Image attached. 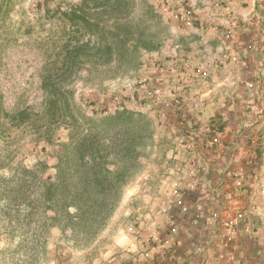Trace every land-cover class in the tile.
Segmentation results:
<instances>
[{
  "label": "rangeland",
  "instance_id": "obj_1",
  "mask_svg": "<svg viewBox=\"0 0 264 264\" xmlns=\"http://www.w3.org/2000/svg\"><path fill=\"white\" fill-rule=\"evenodd\" d=\"M82 1L0 0V264H104L114 256L109 244L122 230L128 234L143 196L159 183L145 174L155 144L150 70L170 59L161 50L179 33L162 11L167 0H124L120 11L92 17L102 32L91 25L84 32L71 15ZM80 31L83 41L112 43L111 62L88 65L62 82L64 44L73 46ZM148 42L153 50L144 49ZM48 72L69 96V109L58 103L64 124L46 115L42 83ZM21 110L28 119L15 125L9 116ZM84 136L90 139L83 145ZM83 158H90V169L81 166ZM101 161L104 170L95 167ZM57 175L67 188L47 201L42 183ZM96 176L103 186L92 181ZM82 191L86 199L76 196ZM64 203L75 205L62 214Z\"/></svg>",
  "mask_w": 264,
  "mask_h": 264
},
{
  "label": "crops",
  "instance_id": "obj_2",
  "mask_svg": "<svg viewBox=\"0 0 264 264\" xmlns=\"http://www.w3.org/2000/svg\"><path fill=\"white\" fill-rule=\"evenodd\" d=\"M166 2L195 13L192 27L168 13L179 33L161 50L170 59L150 70L145 179L159 183L133 216L138 240L122 230L107 251L120 264H264V0ZM236 212L244 219L223 246L221 223Z\"/></svg>",
  "mask_w": 264,
  "mask_h": 264
},
{
  "label": "trees",
  "instance_id": "obj_3",
  "mask_svg": "<svg viewBox=\"0 0 264 264\" xmlns=\"http://www.w3.org/2000/svg\"><path fill=\"white\" fill-rule=\"evenodd\" d=\"M123 1L124 0H104V1L103 0H83L82 3L76 7L77 12H73L71 15L74 18H77L84 23L83 25L84 32L90 29V25L93 26L95 30H99L102 32V29L97 27L98 23L93 22L92 17H94L95 19H98L97 17H99L100 14L108 13L110 15L114 13L115 11L116 12L120 11V8L122 6L121 2ZM113 30L115 32L109 31V34L111 35V38L115 40V38H119L120 36H119V33L116 32L118 31L117 29L113 28ZM80 32H81V39L80 37L76 38L75 44L73 46L70 47L68 43L64 44L65 54L61 58V64L58 69L59 75L62 78V82H64L65 80L63 77H65L67 74H68L67 79H69L72 76V73L76 74L80 69L88 65L107 66L108 63L111 62V59H112L111 52L113 50L112 43L109 44L107 42L108 40H105L104 42H98V41L94 42L91 39L83 41L82 38L84 36V33H82V31ZM144 49L147 51H150V50H153L154 47L151 44V42H148L144 46ZM42 88L45 91V94L47 97V100L45 101V105H46L45 109H47L46 115L48 116L49 120H52L58 117L60 119V121L58 122H60V124H64V119L66 118L63 115V113L58 111L59 110L58 103L59 102L64 103V105H66V108L69 109L68 104H67L68 102L67 100L69 96H67V94L64 96V93L62 92L64 88H57L53 84L52 74H50V72H48V74L45 75V77L43 78ZM171 101L174 103V100H172V98H171ZM9 119L15 125H22L26 123L27 121L26 119H28V116L25 110H21V111H17L16 113L10 114ZM87 138H88L87 136L82 137L81 140H79V143H82L84 145ZM82 161L83 162L81 166H85V168L88 167L87 169H90V166H89L90 158H88L87 162H84V158ZM102 164L103 162L101 161V163H97V166L95 167L96 168L98 167L104 170ZM59 173H60V170L58 174ZM96 173H97V170H96ZM89 179L91 180L92 178L89 177ZM96 179L97 180H92V181L96 183L97 187H99L100 185L102 186L104 185L103 184L104 180H99L97 176H96ZM62 180H63L62 177L60 175H57V180H54L51 182L44 181L42 183V185L45 187V190L43 191V193L45 194L43 196L45 200L48 201L52 199L53 197H55L56 193L60 190V188H62V186L67 188L66 186H64ZM84 193L85 192L82 191L80 193H77L76 196L79 195L80 197L82 196L84 199H86V197H84ZM68 194L69 193H64L65 197H68ZM73 197H75V195ZM72 205H75V204L64 203L60 207L62 208L61 213L62 214L68 213L67 210L69 209V207H72Z\"/></svg>",
  "mask_w": 264,
  "mask_h": 264
},
{
  "label": "built area",
  "instance_id": "obj_4",
  "mask_svg": "<svg viewBox=\"0 0 264 264\" xmlns=\"http://www.w3.org/2000/svg\"><path fill=\"white\" fill-rule=\"evenodd\" d=\"M163 7L164 8H162V11L163 12H168V13L170 12L171 16L175 20H177L178 22H180V23H182V24H184V25H186L188 27L192 26V23L194 21V13L195 12H194V9L190 5L183 4V5H180V8H176V9H173V10H169L167 5H165ZM227 35L230 36L231 32L228 31ZM244 183H245V180H242L239 177L237 180H235L234 185H235V187L237 189H241L244 186ZM243 219H244L243 218V213L242 212H236L233 216H231V217L225 219L224 221H222L221 225H222L223 233H224L223 242H222L223 246H227L233 241L235 232L238 229V227L241 224V222L243 221ZM127 232H128L129 235H132L133 238H135V239L138 238V232H137V230H135V226L133 224L128 226ZM169 240H165L162 243L161 247L162 246H165V247L168 246L169 245ZM115 254L116 253H112L111 255H115ZM139 256L141 258H145V257H147V252L142 251V252L139 253ZM118 259L119 258H116L115 256H112V257L110 256L111 262H114L115 264H120L121 261L118 260Z\"/></svg>",
  "mask_w": 264,
  "mask_h": 264
}]
</instances>
